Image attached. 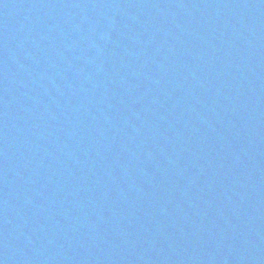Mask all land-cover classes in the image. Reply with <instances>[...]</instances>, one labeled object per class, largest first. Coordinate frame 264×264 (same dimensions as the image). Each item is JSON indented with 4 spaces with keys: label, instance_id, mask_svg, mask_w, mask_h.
<instances>
[{
    "label": "water",
    "instance_id": "95a60500",
    "mask_svg": "<svg viewBox=\"0 0 264 264\" xmlns=\"http://www.w3.org/2000/svg\"><path fill=\"white\" fill-rule=\"evenodd\" d=\"M2 264H264V0H0Z\"/></svg>",
    "mask_w": 264,
    "mask_h": 264
},
{
    "label": "snow or ice",
    "instance_id": "6c2138e0",
    "mask_svg": "<svg viewBox=\"0 0 264 264\" xmlns=\"http://www.w3.org/2000/svg\"><path fill=\"white\" fill-rule=\"evenodd\" d=\"M0 264H2V262H0Z\"/></svg>",
    "mask_w": 264,
    "mask_h": 264
}]
</instances>
